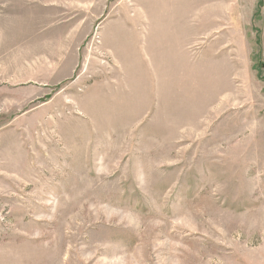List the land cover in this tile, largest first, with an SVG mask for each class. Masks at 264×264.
Returning a JSON list of instances; mask_svg holds the SVG:
<instances>
[{
	"label": "rangeland",
	"instance_id": "1",
	"mask_svg": "<svg viewBox=\"0 0 264 264\" xmlns=\"http://www.w3.org/2000/svg\"><path fill=\"white\" fill-rule=\"evenodd\" d=\"M0 264H264V0H0Z\"/></svg>",
	"mask_w": 264,
	"mask_h": 264
},
{
	"label": "crops",
	"instance_id": "2",
	"mask_svg": "<svg viewBox=\"0 0 264 264\" xmlns=\"http://www.w3.org/2000/svg\"><path fill=\"white\" fill-rule=\"evenodd\" d=\"M26 28H32V24L31 23H29V25L28 24H26ZM34 28H36V27H34ZM33 29V28H32ZM60 29L63 31V29H64V32L62 33V35H67V39H68V37H69V35H70V30H73V32H72V34H71V36H70V38H73V40L71 41L72 43L74 42H82L81 41V39L83 38V29H80V28H75V27H72V26H70L69 24H64V25H62V26H60ZM75 29H76V31H75ZM91 29V27H89L88 28V31ZM75 31V32H74ZM82 37V38H81ZM63 38H65V36H63ZM73 43V44H74ZM68 58H69V53H68ZM68 60H70V58L68 59Z\"/></svg>",
	"mask_w": 264,
	"mask_h": 264
}]
</instances>
